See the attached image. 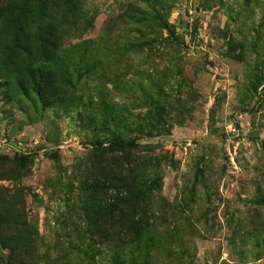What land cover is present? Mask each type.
I'll return each instance as SVG.
<instances>
[{
  "label": "rangeland",
  "instance_id": "obj_1",
  "mask_svg": "<svg viewBox=\"0 0 264 264\" xmlns=\"http://www.w3.org/2000/svg\"><path fill=\"white\" fill-rule=\"evenodd\" d=\"M14 1L0 0V264H264V0H74V14L24 0L11 42ZM48 26L62 76L35 54ZM41 66L66 108L38 99ZM112 139L140 145L147 220L90 239L81 177Z\"/></svg>",
  "mask_w": 264,
  "mask_h": 264
},
{
  "label": "trees",
  "instance_id": "obj_2",
  "mask_svg": "<svg viewBox=\"0 0 264 264\" xmlns=\"http://www.w3.org/2000/svg\"><path fill=\"white\" fill-rule=\"evenodd\" d=\"M14 2L17 3L10 6L8 10V12L14 10L15 15L14 30L9 34L11 42H17L23 35L25 27L20 23V19L21 17H27L29 14L24 0ZM62 9L64 13L74 14L77 11V6L74 0H67ZM9 24L11 23L4 21L0 26V32H3L2 30H5ZM40 29L33 39L35 54L40 56V58H37L41 62L51 63L58 67L62 72V76L66 65H64V60L57 52L59 47L56 45L55 40L56 28L48 26ZM28 58L33 60L32 56H28ZM36 75L38 78L37 82H35ZM36 75L31 74L30 79H33V85L34 83L37 85L35 89L38 99L42 102L46 96L43 94L46 93L49 98L53 97L60 107L66 108L69 101L65 96V92H63L61 85L58 86L52 83L58 80H56V72L51 73L41 66ZM139 147L140 145L133 140L112 139L109 140L107 147L100 144L94 149L96 153L91 154L90 164L92 167H88L85 174L81 177L84 179L80 182L77 198L81 206L80 210L89 221L87 231L90 239L91 235H103L102 231L106 233L110 227L123 228L126 221H128V227L131 230H134V232L136 230L139 231L142 229V224L147 220L146 210L148 207L147 195L149 194V188H144L145 183L141 182L138 172L140 164L131 165L132 160L130 158V154L137 152ZM101 164L106 168H110L105 173L108 177L106 175L95 176L92 182H88V177L86 176L89 173L93 174L94 172L92 173L91 171L95 169L96 165L99 166ZM109 188L114 190L113 196L107 194ZM111 199V202H106V200ZM120 201H122V210H117L116 206L119 205ZM115 210L126 212L128 217L125 218L120 214H116ZM121 218H125V220Z\"/></svg>",
  "mask_w": 264,
  "mask_h": 264
}]
</instances>
